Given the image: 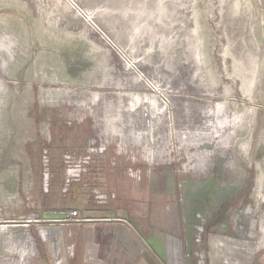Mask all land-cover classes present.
Segmentation results:
<instances>
[{"label": "rangeland", "instance_id": "obj_1", "mask_svg": "<svg viewBox=\"0 0 264 264\" xmlns=\"http://www.w3.org/2000/svg\"><path fill=\"white\" fill-rule=\"evenodd\" d=\"M123 228L264 264V0H0V264H114Z\"/></svg>", "mask_w": 264, "mask_h": 264}, {"label": "crops", "instance_id": "obj_2", "mask_svg": "<svg viewBox=\"0 0 264 264\" xmlns=\"http://www.w3.org/2000/svg\"><path fill=\"white\" fill-rule=\"evenodd\" d=\"M108 240H112V243H108L107 246H103V249L101 252L104 253L103 256H105L104 261L110 262L113 257V261H115L114 264H142L139 263V259L143 256V250L142 245L135 240V237L132 232H128L126 228H123L120 232H112V237H110ZM163 240V239H161ZM156 244V252L158 255H160L162 258H166L167 255V247L166 244L164 246V243H158V241L155 240ZM94 250L88 251V257L91 258L93 261H97L98 257ZM107 256V259H106ZM117 257V258H116ZM149 258L148 264H153L152 261ZM144 264V263H143ZM147 264V262H146Z\"/></svg>", "mask_w": 264, "mask_h": 264}, {"label": "built area", "instance_id": "obj_3", "mask_svg": "<svg viewBox=\"0 0 264 264\" xmlns=\"http://www.w3.org/2000/svg\"><path fill=\"white\" fill-rule=\"evenodd\" d=\"M72 215H73V217H75V216H78V213L75 211L72 213ZM78 221H80V220H78Z\"/></svg>", "mask_w": 264, "mask_h": 264}]
</instances>
